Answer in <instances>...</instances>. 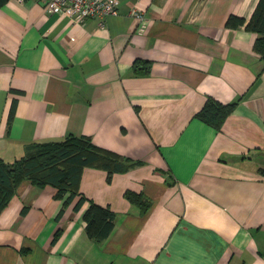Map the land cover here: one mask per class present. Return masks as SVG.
Returning a JSON list of instances; mask_svg holds the SVG:
<instances>
[{
  "label": "crops",
  "instance_id": "crops-1",
  "mask_svg": "<svg viewBox=\"0 0 264 264\" xmlns=\"http://www.w3.org/2000/svg\"><path fill=\"white\" fill-rule=\"evenodd\" d=\"M118 2L104 24L0 6V157L74 134L139 162L111 179L86 166L79 209L23 180L0 210V264H264V59L257 33L226 26L259 0ZM210 97L236 104L219 130L197 117ZM89 200L116 215L103 241Z\"/></svg>",
  "mask_w": 264,
  "mask_h": 264
},
{
  "label": "trees",
  "instance_id": "trees-1",
  "mask_svg": "<svg viewBox=\"0 0 264 264\" xmlns=\"http://www.w3.org/2000/svg\"><path fill=\"white\" fill-rule=\"evenodd\" d=\"M5 2L6 0H0V6ZM243 25L258 34L255 49L264 59V0H259L248 22L244 17L234 14L226 21V26L231 28ZM138 68L136 64L135 71ZM235 105V102L222 103L210 97L197 117L219 130ZM14 109L15 105L11 114ZM138 163L130 157L96 145L91 137L85 135L69 134L62 140L30 143L26 146L25 153L13 161H5L0 157V210L9 203L25 179L38 186L51 184L57 188L59 196L69 193L66 202H70L79 194L81 197L75 205L76 209H79L88 200L79 190L81 174L86 166L106 170L108 178L111 179L115 172L127 171ZM260 170L264 175V167ZM125 195L132 203L142 208V213L149 211L152 202L146 195L131 190ZM115 217L110 208L89 200V206L84 212L88 234L97 241L107 239L114 227Z\"/></svg>",
  "mask_w": 264,
  "mask_h": 264
},
{
  "label": "built area",
  "instance_id": "built-area-1",
  "mask_svg": "<svg viewBox=\"0 0 264 264\" xmlns=\"http://www.w3.org/2000/svg\"><path fill=\"white\" fill-rule=\"evenodd\" d=\"M24 1V0H21ZM45 10L52 13L74 18L76 21H84L88 18H98L102 24L107 16L119 13L118 0H40ZM130 14L139 22L146 19L145 11L135 6Z\"/></svg>",
  "mask_w": 264,
  "mask_h": 264
}]
</instances>
